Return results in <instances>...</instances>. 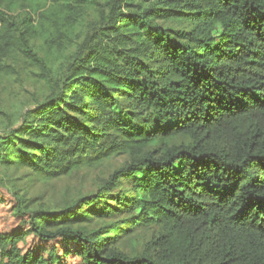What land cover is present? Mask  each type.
<instances>
[{"label":"trees","instance_id":"16d2710c","mask_svg":"<svg viewBox=\"0 0 264 264\" xmlns=\"http://www.w3.org/2000/svg\"><path fill=\"white\" fill-rule=\"evenodd\" d=\"M13 55L47 93L0 167L126 160L57 210L0 187V264H264V0H0Z\"/></svg>","mask_w":264,"mask_h":264},{"label":"rangeland","instance_id":"374dc122","mask_svg":"<svg viewBox=\"0 0 264 264\" xmlns=\"http://www.w3.org/2000/svg\"><path fill=\"white\" fill-rule=\"evenodd\" d=\"M93 13L86 14L90 20ZM13 73L0 74V135L6 130L18 127L21 114L25 109H33L46 96V88L40 79L39 71L23 60L19 55H13L7 60ZM125 156L117 155L106 159L90 168L84 167L71 175L55 179L25 176L26 168L0 167V187L7 188L12 193L19 194L31 202V209L47 207L57 210L75 200L81 195L95 192L101 182L114 170L119 168ZM92 221L89 229L101 224ZM151 230H136L122 237L119 247L124 252H131L139 244L145 243L152 237Z\"/></svg>","mask_w":264,"mask_h":264}]
</instances>
